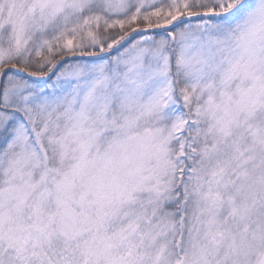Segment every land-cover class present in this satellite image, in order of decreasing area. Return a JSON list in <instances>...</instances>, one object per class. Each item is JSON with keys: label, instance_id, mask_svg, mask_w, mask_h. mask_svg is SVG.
Listing matches in <instances>:
<instances>
[{"label": "snow or ice", "instance_id": "1", "mask_svg": "<svg viewBox=\"0 0 264 264\" xmlns=\"http://www.w3.org/2000/svg\"><path fill=\"white\" fill-rule=\"evenodd\" d=\"M0 264H264V0H0Z\"/></svg>", "mask_w": 264, "mask_h": 264}]
</instances>
